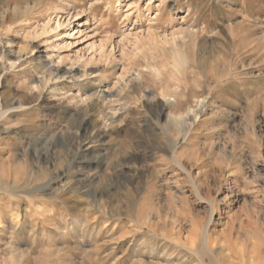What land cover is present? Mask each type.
I'll list each match as a JSON object with an SVG mask.
<instances>
[{"label":"rangeland","instance_id":"374dc122","mask_svg":"<svg viewBox=\"0 0 264 264\" xmlns=\"http://www.w3.org/2000/svg\"><path fill=\"white\" fill-rule=\"evenodd\" d=\"M0 264H264V0H0Z\"/></svg>","mask_w":264,"mask_h":264},{"label":"bare ground","instance_id":"6f19581e","mask_svg":"<svg viewBox=\"0 0 264 264\" xmlns=\"http://www.w3.org/2000/svg\"><path fill=\"white\" fill-rule=\"evenodd\" d=\"M56 23H57L58 25H60V24H59V23H60V22H59V20H57V22H56ZM15 178H16V177H15ZM57 179H58V178H57ZM57 179H56V180H57ZM50 182H52V181H50ZM53 182H54V181H53Z\"/></svg>","mask_w":264,"mask_h":264}]
</instances>
